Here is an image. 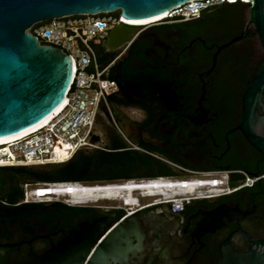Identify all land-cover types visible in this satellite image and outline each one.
Instances as JSON below:
<instances>
[{"label": "flooded vegetation", "instance_id": "flooded-vegetation-1", "mask_svg": "<svg viewBox=\"0 0 264 264\" xmlns=\"http://www.w3.org/2000/svg\"><path fill=\"white\" fill-rule=\"evenodd\" d=\"M248 8L225 3L202 12L197 20L175 23V29L164 22L158 33L149 34L147 44L139 34L120 57L110 60H114L110 70L115 76L125 70L153 71L157 80L130 96L120 91L117 82L116 98L108 101L110 116L104 122L107 128L119 129L128 149L152 150L182 167L242 171L256 178L253 186L222 197L192 200L180 214H173L168 205L135 209L127 215L124 210H104L100 204L88 203L77 206L96 209L94 214L63 221L56 220L49 207L4 215L0 217V264L20 255L40 256L80 224L98 218H105L106 224L130 218L140 222L142 248L130 264H215L223 243L236 252L245 253L251 247L264 250V156L237 130L243 94L264 61V49L247 23ZM244 32L245 37L216 56L210 70L217 47ZM165 84L172 101L163 100L154 88ZM258 93L257 116L251 126L254 135L264 140V85ZM237 177L230 176L227 185L231 187ZM195 216L191 231L188 220ZM94 248L83 264H88Z\"/></svg>", "mask_w": 264, "mask_h": 264}, {"label": "water", "instance_id": "water-1", "mask_svg": "<svg viewBox=\"0 0 264 264\" xmlns=\"http://www.w3.org/2000/svg\"><path fill=\"white\" fill-rule=\"evenodd\" d=\"M190 1L193 0H0V140L31 129L50 116L64 102L72 80L71 58L59 48L40 45L36 37L26 32L33 24L69 15L115 11L127 21H146ZM230 1L248 5L247 23L264 49V0ZM138 29L117 25L105 39V49L115 51L129 42ZM246 34L217 47L210 70L216 56ZM263 85L264 61L243 94L237 130L264 156V140L254 135L251 126L257 116L258 90ZM161 87L154 88L158 91ZM91 141L102 143L98 135L92 136ZM196 220V216L189 218V230ZM219 221L216 227L220 226ZM143 237L144 229L136 219L106 224L105 218H98L80 224L78 230L42 255H20L8 264H83L93 246L88 264H130L142 248ZM224 245L219 247L215 264H264V250L251 247L242 253Z\"/></svg>", "mask_w": 264, "mask_h": 264}, {"label": "built area", "instance_id": "built-area-1", "mask_svg": "<svg viewBox=\"0 0 264 264\" xmlns=\"http://www.w3.org/2000/svg\"><path fill=\"white\" fill-rule=\"evenodd\" d=\"M230 0H193L168 11L162 20L144 26H135L139 29L133 38L118 47L112 53L120 57L130 46L133 40L145 28L159 22L185 23L197 20L202 12L222 5L232 4ZM115 12H98L95 14H78L63 16L51 20L40 21L33 24L26 32L37 38L40 45L56 47L63 50L72 61V80L65 96L66 104L48 123L31 131L30 133L0 145V167H42L59 165L67 162L80 150L101 149L104 144L100 117L110 116L108 98L118 91L117 82L108 78V73L114 60L100 68L93 46H105V39L109 32L119 24L129 25ZM133 26V25H129ZM105 49V47H104ZM106 52H109L105 49ZM115 127L120 137L125 140L119 129ZM98 135L102 143H93L92 136ZM62 151L58 157L55 152ZM180 173L179 178H155L129 180L117 183H140L143 185H156L160 181L179 185L180 188L195 186L193 193L178 195L139 197L137 205L119 206L127 215L134 213L135 209L142 210L156 205H168L173 214H180L184 207L192 200H205L213 197H222L228 193L243 188L252 187L255 177L242 171H189L176 168ZM230 176H238L231 187L227 185ZM117 183L95 185H117ZM48 185H84L81 183H40L34 190L26 191L22 203H50L51 197L29 199L28 193L43 191ZM69 188V187H67ZM53 197V196H52ZM35 198V197H34ZM150 202L141 203L140 199H149ZM44 199V200H43ZM125 208H130L126 210Z\"/></svg>", "mask_w": 264, "mask_h": 264}, {"label": "trees", "instance_id": "trees-1", "mask_svg": "<svg viewBox=\"0 0 264 264\" xmlns=\"http://www.w3.org/2000/svg\"><path fill=\"white\" fill-rule=\"evenodd\" d=\"M234 4L241 3L235 2L230 5ZM176 26L175 23L168 24L170 29H175ZM158 30L159 25L149 27L144 33H140L138 38L147 44L149 34L158 33ZM140 54L138 50V56ZM110 55L112 60L116 54L111 53ZM108 78L118 82L120 91L130 96L139 93L142 85L150 87V84L157 80V74L153 71L125 70L120 76H115L110 70ZM115 98L116 95H112L108 101L113 102ZM102 131L104 144L101 149L77 151L70 160L63 164L42 167H0V217L15 216L31 210L44 211L47 207L58 221L82 213L94 214L96 212V209L89 207H70L60 202L22 203L25 199V188L34 187L40 183H90L93 186L129 180L178 178L182 175L176 169L177 167L189 171L217 170L215 168L198 169L186 165L182 167L175 161L162 159L152 150L141 152L128 149L125 141L114 129L107 128ZM234 184L232 183V186Z\"/></svg>", "mask_w": 264, "mask_h": 264}, {"label": "bare ground", "instance_id": "bare-ground-1", "mask_svg": "<svg viewBox=\"0 0 264 264\" xmlns=\"http://www.w3.org/2000/svg\"><path fill=\"white\" fill-rule=\"evenodd\" d=\"M164 15L155 19L146 20V21H127L125 22L133 26H144L156 21L162 20ZM158 94L162 97L163 100L172 101V96L165 90V88H158ZM66 101L64 102L46 119L40 122L38 125L34 126L31 129H28L18 135L13 137L0 140V145L18 139L31 131L39 128L42 125L48 123L59 111L64 107ZM169 106V105H168ZM62 154V151L55 152L54 157H58ZM111 184V183H110ZM67 185V186H58V185H48L37 193H28L29 199H37L36 196H43L40 198H47L44 195L49 197H68L71 199L70 203L72 204H88V203H97L98 201H116L121 202L122 205L134 207L137 205L139 197H155V196H167V195H178L182 193H193L195 191V186H189L187 188H180L179 185L169 184V182L160 181V184L156 185H143L140 183H117V185ZM69 187V188H67ZM35 188L34 190H36ZM33 190V189H31ZM30 190V191H31ZM37 194V195H36ZM134 194H137V197H134ZM35 197V198H34Z\"/></svg>", "mask_w": 264, "mask_h": 264}, {"label": "rangeland", "instance_id": "rangeland-1", "mask_svg": "<svg viewBox=\"0 0 264 264\" xmlns=\"http://www.w3.org/2000/svg\"><path fill=\"white\" fill-rule=\"evenodd\" d=\"M118 11L115 13L117 15ZM164 22H159L157 24H153L149 27H152V26H156V25H160ZM147 27V28H149ZM93 49L95 51V54H96V58H97V63H98V66L100 68H103L105 65H107V63L111 60V55L105 51L104 47L103 46H93ZM163 88H165V90L168 91V88H169V85L168 84H165L162 86ZM172 95V94H171ZM172 98L173 95H172ZM105 119L100 117L98 119V122L100 123V125L102 126L101 128L103 130H106L107 129V125L105 124ZM174 178V177H173ZM172 178V179H173ZM179 178V177H178ZM85 184V183H84ZM85 185H91L90 183H86ZM34 188L33 186H28L26 187V191L28 192L30 189ZM35 189V188H34ZM45 197H49L48 195H44ZM138 195L137 194H134V197H137ZM138 198V197H137ZM68 197H51L49 198L48 200H50L52 202H59L60 203L64 200H67ZM139 199V198H138ZM44 200V199H43ZM152 199L149 198V199H140L139 202L141 203H146V202H150ZM67 202V201H66ZM94 204H100L102 206V209L104 210H110V209H116V207H119V206H122L121 202H116V201H98L97 203L95 202ZM126 210H130V208H125Z\"/></svg>", "mask_w": 264, "mask_h": 264}, {"label": "clouds", "instance_id": "clouds-1", "mask_svg": "<svg viewBox=\"0 0 264 264\" xmlns=\"http://www.w3.org/2000/svg\"><path fill=\"white\" fill-rule=\"evenodd\" d=\"M66 201H67V202H66ZM70 201H71V199L68 198L67 200L62 201L61 203L65 204V205H67V206H70V207L77 206L76 204H72V203H70ZM59 202H60V201H59ZM77 207H82V206H77Z\"/></svg>", "mask_w": 264, "mask_h": 264}]
</instances>
